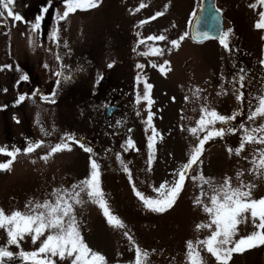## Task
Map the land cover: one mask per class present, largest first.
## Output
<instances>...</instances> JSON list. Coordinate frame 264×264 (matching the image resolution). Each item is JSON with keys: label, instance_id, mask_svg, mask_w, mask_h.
Instances as JSON below:
<instances>
[{"label": "rangeland", "instance_id": "374dc122", "mask_svg": "<svg viewBox=\"0 0 264 264\" xmlns=\"http://www.w3.org/2000/svg\"><path fill=\"white\" fill-rule=\"evenodd\" d=\"M201 2L99 0L97 7L78 9L62 19L65 0H13L10 7L20 20L0 6L5 13L0 16V149L20 150L10 170H0V208L5 213L25 212L30 202L53 200L55 189L71 188L89 177L95 160L109 206L125 227L110 225L103 210L82 193L75 215L87 245L101 253L106 264H135L136 246L148 252L146 264H188L187 242L204 240L213 230L197 229L208 224L210 216L194 203L201 182L191 177L203 174L214 186L230 177L233 187L250 184L252 198H264V170L254 171L252 163L264 144L248 143L239 155L228 151L240 145L244 131L239 125L249 130L264 125V117L248 119L257 98L264 95V29L255 27L264 5L259 0H212L220 10L222 31L232 30L231 51L219 39L196 42L190 35L173 47L171 41L189 34L192 14ZM158 12L164 14L151 19ZM37 22L39 28H34ZM158 35L167 39H148ZM152 47L163 49V54H142ZM145 82L152 85L150 109L147 101L137 102L145 94ZM238 91L244 94L243 102ZM107 105L115 106L110 116L105 115ZM204 107L226 117L235 114V120L217 127L237 130L205 144L201 163L189 172L172 208L163 213L149 210L133 185L146 197L158 198L154 189L174 182L203 135H193L190 129L197 127ZM129 127L135 128L132 138ZM153 129L158 135L150 162ZM69 135L82 141H69ZM36 142L43 143L27 153L28 144ZM62 143H69L71 151L49 155ZM46 155L48 159H42ZM9 159L0 153V163ZM204 191L211 194L208 185ZM254 231L249 216L234 240ZM47 235L35 243L25 235L19 247L8 246L7 233L0 229V246L17 254L5 264L23 261L18 254L39 249ZM199 247L204 264H217ZM52 259L55 264H72L73 257ZM229 264H264V245L233 253Z\"/></svg>", "mask_w": 264, "mask_h": 264}, {"label": "snow or ice", "instance_id": "6c2138e0", "mask_svg": "<svg viewBox=\"0 0 264 264\" xmlns=\"http://www.w3.org/2000/svg\"><path fill=\"white\" fill-rule=\"evenodd\" d=\"M12 2L13 0H0V6L4 10H7L8 16L14 20H20L21 17L14 14L10 7ZM98 3L99 0H65L66 11L61 18L66 19L69 14L74 13L78 9L88 10L97 7ZM259 3L264 5V0H259ZM141 7H144V5H141ZM4 14V11H0V16ZM163 14V12H158L151 19H156ZM192 15L195 17L196 13ZM33 27L39 28V22L33 25ZM255 27L257 29H264V12L260 13V19L256 22ZM231 31V29L222 31L218 37L221 45L229 51H231L229 44ZM188 35L186 32L178 40L171 41V44L173 47H179L180 43ZM198 35L205 38L209 37V33L207 32H199ZM148 39L152 41H165L167 37L165 35H158L150 36ZM144 42L143 40L140 41V43ZM142 54L162 55L163 49L152 47L150 48V52ZM167 63L165 62V64ZM111 66L109 65V67ZM138 67H143V65H138ZM160 69L164 72L165 65H161ZM57 75H60V73H57ZM23 79L26 80L27 76H24ZM244 79L245 77L243 75L239 77L241 88H243ZM145 88L144 96L142 98L138 96L137 102L141 99L147 101L150 109L153 103L150 98L152 85L145 82ZM198 92L199 90H197ZM24 98V96H21L19 99L22 101ZM237 98L243 102V92L238 91ZM257 100L258 105L248 116L249 120L264 117V95L258 97ZM152 119L153 114L149 111L147 119L149 126H151ZM235 119V114L231 117H226L214 109L202 108V115L197 122V127L191 128L190 131L193 135H197L198 132L203 133V135L199 137V143L193 149L189 161L176 173L174 182L171 184L165 182L158 188H155L154 191L159 194L158 198L146 197L140 191L135 190V186L133 185L136 196L143 202L145 207L159 213L166 212L172 208L183 190L186 180L190 178L188 175L189 172L193 166H198L201 163L200 158L205 150V144L215 138H223L227 133H233L237 130L231 127H217V124L228 125L230 121ZM239 129L244 131V135L241 137L238 148L235 150L228 149L230 153L235 151V154L239 155L248 143L264 144V125L249 130L241 124L239 125ZM157 135L158 133L153 129V135L149 137V148L153 150L150 152V162L154 158V138ZM67 139L74 143H79L72 135H69ZM42 143H29L25 151L31 153L36 148L41 147ZM131 144L132 142L129 141L130 146ZM80 146L84 147L83 144ZM64 150L71 151L69 143L56 144L51 148L49 155H54ZM85 151L91 152L92 149L85 148ZM19 152V149L12 151L0 149V153L11 158L6 163H0V170H10ZM42 159L47 160L48 155L42 157ZM252 163L254 165V171L259 172L260 170H264V150L260 151L259 159H254ZM125 171H127L126 166ZM100 175V166L95 160H92L89 177L80 181L78 184L72 185L71 188L55 189L52 193L53 200H45L42 203L36 202L34 204L30 202L26 206L28 207V211L25 212L16 210L8 214L0 208V229H4L7 233V245L19 247L20 241L24 239L25 235H30L33 243H35L47 232L48 235L43 240L39 249L32 252L21 251L18 254L25 261V264H55L52 257L57 256L61 260L65 257H73L72 264H106V258L101 253L91 249L84 241L75 215V206L83 203L81 194L86 193L88 198L103 210L110 225L117 228L125 227L123 221L113 213L109 206L101 186ZM238 175L242 176L243 173H238ZM191 178L193 180L198 179L201 182L199 185L201 192L196 197L194 203L202 206L203 210L210 216V222L208 224L197 225V229L208 228L213 230L211 231V235L204 240L197 241L195 244L193 241L187 242L188 264H204L200 245L216 258L217 264H229L233 253H242L248 249L264 245V198H252V185L241 183L239 186L233 187L230 177H226L219 186H214L213 181L210 178H205L203 174L199 177ZM204 185L209 186L211 194L204 191ZM205 198L208 201L207 203H205ZM249 216L256 231L246 237H241L239 240H234V237L237 235L238 226L242 222H246ZM125 236L130 241H133V238L127 232H125ZM8 246H0V264H5L6 260H11L17 255L10 251ZM135 252V264H146L148 252L142 250L139 246H136Z\"/></svg>", "mask_w": 264, "mask_h": 264}, {"label": "water", "instance_id": "95a60500", "mask_svg": "<svg viewBox=\"0 0 264 264\" xmlns=\"http://www.w3.org/2000/svg\"><path fill=\"white\" fill-rule=\"evenodd\" d=\"M196 16L191 19L189 26V35L193 41L200 42L206 39L216 38L220 36L223 29L222 17L220 10L213 6L212 0H202L200 6L196 10ZM199 32L209 33V37H201ZM115 111L114 105H107L105 115L110 116ZM134 127H129V137L132 138ZM82 139H79L81 142Z\"/></svg>", "mask_w": 264, "mask_h": 264}, {"label": "trees", "instance_id": "16d2710c", "mask_svg": "<svg viewBox=\"0 0 264 264\" xmlns=\"http://www.w3.org/2000/svg\"><path fill=\"white\" fill-rule=\"evenodd\" d=\"M6 264H25V262H23V261H14V262L6 263Z\"/></svg>", "mask_w": 264, "mask_h": 264}, {"label": "flooded vegetation", "instance_id": "af4514ba", "mask_svg": "<svg viewBox=\"0 0 264 264\" xmlns=\"http://www.w3.org/2000/svg\"><path fill=\"white\" fill-rule=\"evenodd\" d=\"M118 107V106H117ZM116 111H117V109H116Z\"/></svg>", "mask_w": 264, "mask_h": 264}]
</instances>
